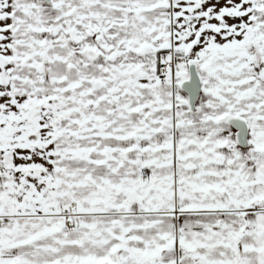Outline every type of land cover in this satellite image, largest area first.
I'll return each mask as SVG.
<instances>
[{
  "label": "snow or ice",
  "instance_id": "obj_1",
  "mask_svg": "<svg viewBox=\"0 0 264 264\" xmlns=\"http://www.w3.org/2000/svg\"><path fill=\"white\" fill-rule=\"evenodd\" d=\"M0 264H264V0H0Z\"/></svg>",
  "mask_w": 264,
  "mask_h": 264
}]
</instances>
